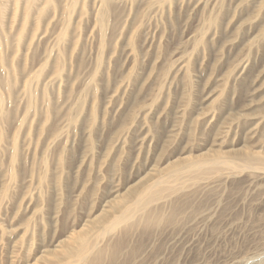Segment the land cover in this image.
<instances>
[{
    "label": "rangeland",
    "instance_id": "obj_1",
    "mask_svg": "<svg viewBox=\"0 0 264 264\" xmlns=\"http://www.w3.org/2000/svg\"><path fill=\"white\" fill-rule=\"evenodd\" d=\"M152 1L118 0L100 55L99 41L91 35L92 17L84 19L89 11L80 15L85 10L80 0L70 16L69 42L77 43L72 57V47L52 51L53 39L67 26L65 6L71 0L29 4L33 17L42 8L43 17L40 25L36 19L27 22L24 36L29 39L48 26L49 30L23 67L34 65L33 71L38 70L52 51L55 59L45 69V78H51L56 67L65 76L57 84L32 85L28 112L26 99L11 98L3 84V260L9 242L28 239L19 251V264H41L44 250H51L73 226L81 229L101 215L116 191L125 197L116 209L121 212L132 204L130 193L126 197L130 187L176 159H199L203 154L214 158L228 152L264 156V40L247 48L250 39L264 31V0H223L225 12L218 27L209 29L216 35H203L200 42L192 37L200 38L208 29L204 0L169 5V10H150ZM26 2L20 1L22 9ZM246 4L249 7L238 15L236 6ZM5 5L3 33L16 44L22 9L12 24L15 5L12 0ZM249 8L258 10L259 17L247 30L243 26L253 19ZM187 56L191 59L186 69L174 75L177 58ZM240 59L249 60V69L237 77L232 70ZM14 75L17 95L26 77L17 71ZM0 77L5 80L7 75ZM115 91H120L115 102L120 106L111 111L107 97ZM231 123L229 133L220 136L219 128ZM261 166L254 173L235 162L220 168L205 188L194 184L195 175L181 171L171 190L119 225L104 242L102 256L91 264H264ZM102 224L93 227L87 239L94 241Z\"/></svg>",
    "mask_w": 264,
    "mask_h": 264
},
{
    "label": "bare ground",
    "instance_id": "obj_2",
    "mask_svg": "<svg viewBox=\"0 0 264 264\" xmlns=\"http://www.w3.org/2000/svg\"><path fill=\"white\" fill-rule=\"evenodd\" d=\"M9 0H0V75L5 73L7 75L5 80H1L0 77V118L3 115V106H4V98H3V84L7 89L8 96H10L13 99H18L22 96L23 99H26V109L27 112L29 111L30 107V100L27 101L29 95H30V88L32 85H37L39 81H45L47 85L51 84H57L58 81L61 80L65 75L62 76V70L60 67H56L55 73H53V76L49 79L47 77L45 78L44 75L46 73L44 72L47 66L52 65V61H54L55 57L52 56V51L54 48L60 47L62 45H65V47H72V53L70 54L72 56L76 55L77 53V43L76 42H69L71 36L69 34L72 27L70 26V16L72 13L75 12V8L78 3H80V0H71L70 5H66L65 9V21L67 23L66 28L63 27L60 35L57 38H54V46L50 54H47L44 58L45 64L42 65L38 70L33 71L34 65H32L29 69L26 67H23V62L28 60V53L33 49L38 43V41L47 35L48 33V27H46L43 30L37 31L34 33L35 35H31L29 39H27L26 36H24L25 31V25L27 22H34L36 19L37 25L41 24L42 19V9H40L37 12V17H33L35 14L30 13L31 10L29 4L32 2H35L36 0H29V3L27 5V2L25 3L23 9L20 5V1L22 0H12L15 8H14V14L11 17L13 20L11 22L14 24L17 22L16 13L20 9H22L21 16L19 18V21L21 23L20 28H18L19 33L17 34V43L11 44L9 42L10 37L3 33V29L5 30V24L2 22V14L4 13L5 3H7ZM46 4H50L52 0H45ZM85 1H88L87 5H85ZM196 1V0H195ZM194 0L192 3L195 2ZM172 2V4H170ZM185 2H188V0H155L150 3L149 9H157V10H169V5H182ZM82 3L84 4V14L80 13L81 16H86L88 11V18H84L86 20H90L92 17V27H91V35L93 37H96L99 41L98 46V53L102 55L103 53V43L104 38L106 34V29L109 25V16L113 15L115 13V10L118 6V0H82ZM197 7L201 6L200 2L197 1ZM64 7V8H65ZM203 7L206 8V10H209V17H208V29L206 33L201 32L200 38L199 34L194 38V42H200L202 36L204 35V38L210 36H215L216 33L209 32V29L213 27L214 29L218 27L219 21L221 19V16L225 12V8L223 6V0H204ZM249 6L246 4L244 7L242 5H237L236 9L238 12L237 14L240 15V13L243 11L242 8L247 9ZM83 9V6H82ZM82 9L80 11H82ZM148 9V10H149ZM218 11L216 14L213 13L215 11ZM250 13L252 14L253 19L248 21L246 25H244V29H251L258 20L259 17V11L253 10L252 8H249ZM224 17V16H223ZM222 17V18H223ZM54 18V17H53ZM52 18V19H53ZM83 18H80V22L84 20ZM50 25V23H48ZM51 27V25H50ZM11 28V26L9 27ZM65 29V30H64ZM70 37V38H69ZM208 38V39H209ZM251 41L247 44V48L251 49L253 45L257 42H261L264 40V31L260 34H256L253 36ZM59 49H57L58 51ZM57 53V52H56ZM58 54V53H57ZM34 55H32L31 60H34ZM191 56H187L184 58H177L176 60V66L171 69V72L176 75L180 72H182L184 69H186V64L190 61ZM58 66V65H57ZM249 69V60L248 59H240L237 64L234 66L233 74L234 76L239 77L240 75L246 73ZM19 72L20 77H26L25 81H22L18 84L19 90H17L16 95V87L14 86L15 90H13V82H15V72ZM55 74V75H54ZM42 77V78H41ZM41 79V80H40ZM123 87L120 88V91H122ZM119 91V92H120ZM18 92L20 93L18 95ZM118 91H115L112 93L111 96L107 97V104L112 105V110H115L120 105L115 104L118 98ZM22 99V100H23ZM214 119V115H212L211 121ZM217 119V118H216ZM27 120V116L25 119H23L22 124ZM233 123L229 124V126L221 127L219 128V135L222 137H225L229 131L232 129ZM144 143V140L141 142V144ZM171 145V144H169ZM242 153V152H241ZM218 155V156H217ZM228 155V156H226ZM216 157L211 158L210 156H207L205 154L199 156V159H189L187 157L179 158L171 162L168 167L162 170H158L156 168L152 169L148 174L145 175L144 178L139 180L134 186L130 187L128 189V192L126 194V197L130 193V196L133 198L131 199L132 204L126 208H124L121 212H117L116 209L120 208L119 203L122 202L125 197L124 195H119V193L116 191L115 194L111 195L103 205V211L101 215L95 216L91 219H89L83 228L77 229V225L73 226L72 229L64 234L63 238H57L53 242V248L51 250H44L42 252V256L40 258L41 264H48L50 262L56 261L57 264H65L62 263V259L64 258H72L73 260L69 261L67 264H84V263H94L98 258L102 256V248L104 247V242L109 241L110 237H112L116 229L127 221L128 219L132 218V216L139 211L141 208L149 206L151 204L156 203L159 200V196L163 195L164 191L169 189L171 190L172 187H169L173 179L177 178L181 171L182 173L188 172L195 175V185H199V187H207L210 185L216 177L214 175L216 172L218 173L220 168L223 167H229L234 166L235 162H240L244 167L248 169V171L251 172H258L261 169L257 168V165H260V162H264V156L261 157L260 155L256 153H248L243 152L240 154V152H228L224 153V155L216 154ZM228 158H232L230 160H227ZM13 163V158H12ZM264 169V166H261ZM222 175H220L221 177ZM118 213V214H117ZM117 214V215H115ZM99 223L102 224V230L97 234L95 237V240L92 241L91 239H87L86 234H88L93 227H97ZM95 227V228H96ZM94 229V228H93ZM3 228L0 223V264H19V251L21 249H24L27 247V243H29V240L27 239L25 242L20 240H12L9 242L8 246V254L4 260L1 258L2 256V250H3ZM43 262V263H42Z\"/></svg>",
    "mask_w": 264,
    "mask_h": 264
}]
</instances>
